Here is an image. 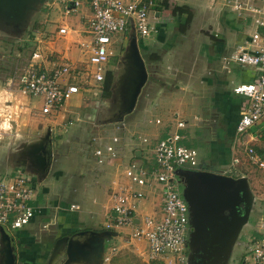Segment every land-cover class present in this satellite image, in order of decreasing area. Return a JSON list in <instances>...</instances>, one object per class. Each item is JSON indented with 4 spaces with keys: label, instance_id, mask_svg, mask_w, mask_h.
Wrapping results in <instances>:
<instances>
[{
    "label": "rangeland",
    "instance_id": "obj_1",
    "mask_svg": "<svg viewBox=\"0 0 264 264\" xmlns=\"http://www.w3.org/2000/svg\"><path fill=\"white\" fill-rule=\"evenodd\" d=\"M208 3L209 0H166V5L163 7L164 9L161 12V19L159 21H153V13H149L152 26L157 30V33H151L148 37H142L131 28L125 34L113 35L111 37L112 44L110 49L119 61L120 56H123L126 51L130 36H133L136 39L139 54L145 62L148 80L150 79L151 66L156 68V75L158 77L160 75L162 76L160 69H167L166 60L168 58L165 57L169 53H172L177 46L179 47V45L183 44V46L189 48L186 56L192 59L196 57L194 53L195 49L193 48L197 47V44L192 43L190 36L183 38L182 33L184 29L181 30V28L185 27L186 29L187 19H191L192 31L190 35H193L201 14L209 13L211 17L215 16L216 20H219L225 28L223 35L226 39L224 42L226 49L223 55L228 56L237 45L236 38L242 35V33L247 32L249 28L244 26L245 28L240 29L238 25H241L243 22L235 14L228 12L220 13L217 10L210 13L207 10ZM43 11L40 9L36 10L22 28L17 26V22L13 26L12 24L8 25L7 22H4L6 25L0 24V176H4L6 172L8 173L9 170L16 167V164L19 162H24L28 170L38 174L36 177L41 180L45 175V160L43 159H45L49 152L52 156L51 158L54 159L55 164L58 166L53 167L51 172L46 176H51L45 183L47 188H49L45 197L47 208L49 210L52 208L55 209L57 203L62 205V203L76 202L78 205L82 204L87 212L92 197L80 194L83 190V182L80 181L77 183V186L75 185L76 187L74 186L71 189V193L63 194L65 188L64 179L71 175L73 178L80 177V171L85 167L84 161L88 160L91 156L93 157V152L96 148V144H93L91 139L99 134L101 137H105V142H101L105 144L115 134H119L118 136L123 146L120 149V157H131L130 159H132L135 148H137L136 145L146 149L147 152L153 149L151 145L145 144V146L142 144L143 136L139 133L143 128V123L141 121L142 114L139 113L140 106L138 103L143 96L146 84L141 90L134 109L125 115H121L119 112L124 106V100L123 93L120 94L119 77L123 72L124 66L119 64L118 61L114 65L110 62L105 65V75L111 74L113 76L110 98L102 97L103 85L98 86L91 83L80 75L77 82H81L82 91L74 95L65 104L69 115L61 121L59 119V123H55L54 118L51 116H42L40 114L42 98H34L22 93L20 94L16 78L28 66L32 54L35 52L36 45L40 44L36 40L38 39L39 31L44 25L42 23ZM39 37L43 38V36ZM153 54L165 58L162 64L160 61L149 59ZM221 54L217 58L219 61ZM50 60V57H45V61H47L45 63V66L47 64L46 67L54 63L53 60ZM54 64L58 65L59 63L56 62ZM77 64L80 65L82 62ZM225 82L224 91L228 93L232 91L234 86L241 84L236 72L232 76H229ZM226 97V103L231 113H225L224 115L222 127L226 131L223 132L224 137L222 141L214 143L215 148L212 157L219 162L217 165L219 167L218 171L221 174H225L231 168L233 158L239 160V163L235 165L236 171L233 173V177L238 178L242 175L248 178L250 191L253 196L251 212L234 243L216 258H210V248L206 250L207 252L201 253L200 251L196 252L194 248L191 249L188 245L185 248V258L188 264H240L242 248L243 251L245 250L243 252L245 254L244 261L249 260L252 254L248 251V248L244 245L242 246V243L239 244V242L242 239L245 240L252 226L258 220V217L264 215V170L260 171L251 165L243 148L236 149L234 145L236 125L239 120V111L236 110L235 106L236 103L237 106L239 103L241 104L242 100L231 95H227ZM143 106H141V110ZM157 106H159L158 101ZM175 112L176 110H173L169 115L172 129L175 125L173 119ZM119 119L125 123L122 127L120 126L121 122ZM69 121H72V126L68 124ZM166 124L167 122L164 121L161 127H164ZM258 126L260 128L264 126V118L260 120L257 127L250 130V133L254 137H257V133L259 134V140L262 143H259V147L253 145V149L257 154L264 157V136L259 133ZM98 131L99 133H97ZM223 142L228 146L224 145ZM5 145L7 146L6 150L3 149ZM197 151L199 168H206L209 171H213V162L204 160L207 153L203 150L201 151V149ZM4 156L6 162H3ZM70 170H72L71 173ZM84 186H86V183ZM156 209L157 214L154 220L158 223L162 217V203L160 200L157 202ZM76 217L78 220L92 223L96 229L102 230V218L99 214L90 216L81 211L77 213ZM20 231L18 229L9 230L8 232L11 233V236L15 240L19 241L23 239ZM144 244L147 246L143 241L130 240L129 235H124L120 243L115 239L107 240L105 250V258H107V261L104 264H151L144 261V258L139 255L140 251L145 252ZM108 257L110 258L108 259ZM66 260L67 257L65 256L57 264H64ZM85 262L86 264H96L91 259Z\"/></svg>",
    "mask_w": 264,
    "mask_h": 264
},
{
    "label": "built area",
    "instance_id": "obj_2",
    "mask_svg": "<svg viewBox=\"0 0 264 264\" xmlns=\"http://www.w3.org/2000/svg\"><path fill=\"white\" fill-rule=\"evenodd\" d=\"M69 13L87 3L91 10L85 30V40L79 46L84 56L82 64L69 61H54L45 66V57L38 49L32 54L31 61L16 78L19 93L30 97H41L40 114L51 116L57 113L72 97L82 91V75L86 80L98 86L106 78L105 65L114 56L111 37L125 34L131 28L140 36L148 37L155 31L149 18L152 2L145 0H61ZM220 5L238 18L248 20L253 27L246 42L222 58L227 68L234 64L254 70L252 82L239 84L233 93L244 99L236 125L234 145L243 148L251 165L264 170V157L253 149V135L250 133L264 118V0H220ZM69 8V9H68ZM67 27H61L58 34L68 35ZM13 80V79H12ZM14 82V80H13ZM123 122H121L122 124ZM156 123H160L156 120ZM184 125L178 123V129ZM245 137L248 141L244 142ZM182 136L178 132L158 141L151 149L154 166L148 167L140 156L124 160L120 157L119 137H112L104 149L95 150L98 164L116 165L121 177L111 181V207L105 214L107 230L129 228L130 240L147 244L148 259L158 264H187L185 248L189 235L188 207L181 196V184L175 175L179 169L198 170V152L194 148L182 145ZM142 144L151 145L146 137ZM145 145V146H146ZM121 149V148H120ZM118 163V164H117ZM237 158L232 159L231 168L225 172L233 176ZM126 180L125 183H122ZM159 193L162 203V217L158 223L153 217L136 219V205L145 200L147 192ZM36 191L30 177L23 170L0 179V226L9 230H18L27 226L38 213L33 206ZM70 210H79L70 206ZM262 227V226H261ZM253 264H264V233L260 239L253 240L250 246Z\"/></svg>",
    "mask_w": 264,
    "mask_h": 264
},
{
    "label": "crops",
    "instance_id": "obj_3",
    "mask_svg": "<svg viewBox=\"0 0 264 264\" xmlns=\"http://www.w3.org/2000/svg\"><path fill=\"white\" fill-rule=\"evenodd\" d=\"M158 1L161 2V0ZM151 2H153L154 6L157 1L155 2L152 0ZM163 9L164 8L158 12L154 8H151L150 12L153 13V21H159L161 19L160 16ZM40 10H44L42 12V23H44V25L38 34L39 36H43V38H40L39 36L37 37L38 39L36 41H38L40 44L36 45L35 50L38 49V52L43 55L42 59L44 60V57L46 56V58H51L50 61L65 60L73 63L82 62L85 58L80 54L78 46L83 40H85L86 37V22L91 14L89 5L85 3L76 10L70 8L69 13H67V10L61 0H53L51 4L43 5ZM207 10H209L210 13L216 10L220 13L227 12L220 5V0H209V3L207 4ZM239 19L243 22L241 25H238L239 28L242 29L244 26H246L249 29H247V32L242 33V35L236 38V47L246 42L249 35L253 31V27L250 25L248 20L246 21L241 18ZM61 27H67L71 32L65 37H62L58 34V30ZM191 27L190 19L187 28L182 33V37L186 38L187 36H190L192 43L197 44V47L193 48L195 49L194 53L196 56L194 59L186 56L187 50L189 48H186L183 46V44H181L179 47L177 46L172 51V53H169L165 57L168 58V60H166L167 69H160L162 76L160 75L158 77L156 75V68L151 66L150 79L147 81L143 96L138 103L140 106L139 113L142 114L141 121L143 123V128L139 131V133L149 140L151 146H154L158 141L166 139L174 132H178L182 136L180 142L182 145H190L187 147L205 151L207 156L204 160L213 162L212 167L214 169L213 171H210L221 173L218 171L219 167L217 164H219V162L216 161L212 155L215 148L214 143L217 141H222L224 137L223 132L226 131L222 127L224 115L225 113H231V110L226 103V96L231 95L232 97L242 100L241 104L239 103L237 106L236 103L235 106L236 110L239 112L244 102L242 97L233 93V89L229 93L224 91L226 83L225 80L236 72L241 84L250 83L255 77V72L252 69L234 64L229 65L227 68L223 66L222 58L225 57L223 54L226 49L224 44L226 39L223 35L225 28L219 22V20H216L215 16L211 17V14L209 13L201 14L199 23L193 35H190V32L192 31ZM153 33H157V30H155ZM234 50H232V52ZM220 54L221 56L219 61L217 58ZM165 58L158 56V60L156 61H160L162 64ZM117 61V57L114 55L112 58H110L109 63L111 62V64L114 65L117 63ZM157 101L159 102V106H157ZM65 104H67V102ZM65 104L57 113L51 115V117L54 118L55 123H59L62 119L69 115ZM142 105L144 106L141 110ZM173 110H176V112L173 115L175 125L172 129L170 126L171 123L169 115ZM156 120H159L160 123L157 124ZM164 121H166L167 124L164 127H161L162 123L164 124ZM178 123H182L184 126L178 129ZM68 124L72 126V121H69ZM122 125H125V123L123 122L120 124L121 127ZM258 129L260 131L259 133L264 136V126H261V128L258 126ZM97 133H99V131ZM118 135L119 134H115L113 137ZM252 137L254 139L252 145L259 147L262 143V141L259 140V134L257 133V137ZM91 140L93 144H96L93 157L91 156L88 158V160L84 161L85 167L82 169V171L79 170L80 177L77 176V178H73L71 175L64 179L65 188L63 190V194H69L71 193V189L77 183L80 181L83 182V190L80 194L83 196L92 197L90 199L87 212L82 204L78 205L76 202H67V204L62 203V205L57 203L55 209L52 208L49 210L47 208L45 197L49 188H47L45 183L46 180L51 178V176H46L51 172L53 167L58 166L55 164L54 159L51 158V154L49 160L47 161V169L45 171L44 178L41 180L36 177L38 174L30 170L26 171L24 168H20L18 164H16V167H14L12 170H9L8 173L6 172L4 176H0V179H2L9 176L10 174L14 175V173L18 170H23L27 173V176L30 177L32 185L36 191V198L33 201V206L38 209V213L27 225V228H25V226L24 228L20 229V235L23 237V239L19 241L15 240V238L11 236V233L8 232L9 229L4 227V229L13 239V247L16 254V264H48L56 240L64 236H72L73 234L85 231H108L111 232V236H109L107 240L109 241L110 239H115L120 243L123 239V236H126L130 233L129 228H116L111 230H107L105 228V214L111 207L109 196L111 192L110 184L112 180L116 178L119 179L121 175L119 171L117 172L116 165L98 164L97 158L94 155L95 150L99 149L100 147L101 149H104L105 146L111 142V140H109V142L106 144L101 143L105 142V137H101L100 134L96 137H93ZM248 140L249 139L247 138V141ZM224 145L227 144L224 143ZM6 147L7 146L5 145L3 149L6 150ZM122 147L123 146L121 144L118 146V149L120 150ZM136 147L137 148H135L134 155H136L135 153L139 152V149H143L138 145H136ZM145 151L141 153V161L148 167H153L154 161L151 154L152 152ZM130 158L131 157L125 158L124 160L128 161ZM3 162H6L5 156L3 157ZM65 166L68 167L67 165ZM71 171L72 170H70V173ZM55 172H57V170H55ZM125 182L126 180L122 181V183ZM85 183L86 186H84ZM158 200H160L158 192H147L146 199L136 205L134 212L135 218H154L157 214L156 207ZM72 205L78 206L79 210L71 211L70 206ZM81 211L90 216L99 214L102 218V230L96 229L92 223L80 221V219L78 220L76 215ZM263 233L264 215H261L258 217L255 225L252 226V229L245 240L242 239L239 244L242 243L241 245H244L246 248H248V251H250V246L253 240L260 239L263 236ZM144 247L145 252L140 251L139 255L143 257L144 261H147L148 263L158 264L157 262L148 259L147 246L145 245ZM243 252H245V250L243 251L242 248L240 264H253L251 258L247 261H244L245 254H243ZM63 257L65 256L59 255L57 258H55L53 264L60 263ZM109 258L110 257H108V259ZM105 261H107V258L104 256L103 264L106 263ZM84 263L86 264L84 261H77L72 264Z\"/></svg>",
    "mask_w": 264,
    "mask_h": 264
},
{
    "label": "water",
    "instance_id": "obj_4",
    "mask_svg": "<svg viewBox=\"0 0 264 264\" xmlns=\"http://www.w3.org/2000/svg\"><path fill=\"white\" fill-rule=\"evenodd\" d=\"M52 2L53 0H0V24L6 25L4 22H7L13 26L17 22V26L22 28L36 10ZM118 63L124 66L119 77L124 106L119 113L125 115L134 109L141 90L148 81L145 62L139 54L133 36H130L126 51L120 56ZM136 156L139 157L140 152H137ZM49 158L48 152L43 159L44 171L47 169ZM175 175L181 184V196L188 207L187 246L201 253L210 248V258H216L234 243L248 220L253 203L248 179L245 176L235 178L215 173L206 168L179 169ZM109 236L111 232L108 231H85L61 237L54 244L48 264H53L59 255L67 257L64 264L90 259L93 263L102 264ZM78 238L85 239L81 241L77 240ZM0 264H16L13 239L2 226Z\"/></svg>",
    "mask_w": 264,
    "mask_h": 264
},
{
    "label": "trees",
    "instance_id": "obj_5",
    "mask_svg": "<svg viewBox=\"0 0 264 264\" xmlns=\"http://www.w3.org/2000/svg\"><path fill=\"white\" fill-rule=\"evenodd\" d=\"M146 2L148 1H152V0H145ZM156 3L154 4L153 6V2L151 4V6L149 7L150 11H151V8H154L156 11L160 12L162 10V8L166 5V0H162L161 2L158 1V0H154ZM190 19H187V26H188V23H189ZM185 31V27H182L181 30ZM127 33V32H126ZM150 60H158V55L156 54H153L149 57ZM113 80V76L111 74L107 75L106 78H105V81L104 83L102 84L103 85V88H102V97L103 98H110V89H111V82ZM187 145V144H186ZM187 146H190V145H187ZM186 146V147H187Z\"/></svg>",
    "mask_w": 264,
    "mask_h": 264
},
{
    "label": "flooded vegetation",
    "instance_id": "obj_6",
    "mask_svg": "<svg viewBox=\"0 0 264 264\" xmlns=\"http://www.w3.org/2000/svg\"><path fill=\"white\" fill-rule=\"evenodd\" d=\"M18 166H20V168L22 167V168H24L26 171H28V168L26 167V165L24 164V162L22 163V162H20V163H18ZM85 238H78L77 240H84ZM88 239V238H87Z\"/></svg>",
    "mask_w": 264,
    "mask_h": 264
},
{
    "label": "bare ground",
    "instance_id": "obj_7",
    "mask_svg": "<svg viewBox=\"0 0 264 264\" xmlns=\"http://www.w3.org/2000/svg\"><path fill=\"white\" fill-rule=\"evenodd\" d=\"M248 138V137H247ZM247 138L245 137L244 141L247 142Z\"/></svg>",
    "mask_w": 264,
    "mask_h": 264
}]
</instances>
